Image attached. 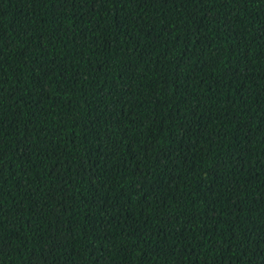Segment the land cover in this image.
<instances>
[{
    "label": "trees",
    "instance_id": "1",
    "mask_svg": "<svg viewBox=\"0 0 264 264\" xmlns=\"http://www.w3.org/2000/svg\"><path fill=\"white\" fill-rule=\"evenodd\" d=\"M0 264H264V0H0Z\"/></svg>",
    "mask_w": 264,
    "mask_h": 264
}]
</instances>
